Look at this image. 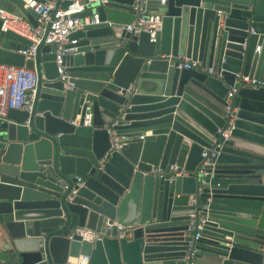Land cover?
I'll return each mask as SVG.
<instances>
[{"label":"water","instance_id":"1","mask_svg":"<svg viewBox=\"0 0 264 264\" xmlns=\"http://www.w3.org/2000/svg\"><path fill=\"white\" fill-rule=\"evenodd\" d=\"M133 2L107 0L78 14L97 12L101 22L69 36L76 52L63 57L64 79L48 44L26 59L18 50L31 41L0 30V63L37 75L31 110L9 108L0 121V264L80 256L86 264H186L199 209L193 264H261L264 85L238 80L264 82V0H147L162 16L154 40L122 27L136 17ZM22 4L0 0L35 27L36 13ZM178 55L214 73L178 68ZM112 132L124 144L107 153ZM170 164L187 174L169 179ZM107 220L132 230L117 237ZM82 226L103 238L67 237Z\"/></svg>","mask_w":264,"mask_h":264},{"label":"built area","instance_id":"2","mask_svg":"<svg viewBox=\"0 0 264 264\" xmlns=\"http://www.w3.org/2000/svg\"><path fill=\"white\" fill-rule=\"evenodd\" d=\"M66 0H23L22 7H30L36 13V23L34 27L30 24L27 18H22L12 12L0 7V30L13 31L31 41V44L25 49H19L25 58H33L37 46L40 43L48 44L51 52L54 53L55 64L60 79H64L67 74L63 57L65 55L74 54L76 47L73 46L75 39H70L69 36L84 28L86 25L99 24L101 21L97 12L90 15H78L92 7L104 4L107 0H68L67 4H63ZM166 0H159V4H164ZM147 0H134L133 9L136 11L135 19L128 24H123L122 27L131 34H138L141 31L147 32L150 40H154L155 35L162 28V16L159 12L149 10L146 7ZM260 50V45L256 46V51ZM173 64L178 67L198 68L206 70L208 73H214L211 67H201V62L190 59L186 56L173 57ZM240 85L251 87H260L264 82L255 77L248 75L239 76ZM37 86V75L34 69H28L24 66H12L0 63V121L9 108L25 109L30 111L32 108L33 94ZM237 88H232L228 91L227 96L235 94ZM91 114L87 112L84 117V125H89ZM224 135V134H223ZM140 138L142 135L139 136ZM111 145L107 153L113 150H119L124 144L118 143L117 136L110 133ZM215 154L214 149L205 150L201 153L203 160L200 164L198 172L205 173L204 166L209 164V159ZM169 179H173L176 175L187 174L182 169L177 171L175 164H170ZM151 173H158L160 176L165 175V172L159 167L151 166ZM198 191L201 190L204 184V178H199ZM192 204H196V199H192ZM205 219L200 214V209L197 213L190 215L189 228L193 232L192 238L188 241V248L185 253L186 264H193V254L195 253V240L201 236V229ZM104 226L110 228L115 226L117 229V237L128 235L132 230V226L118 223L115 220H107ZM69 239L74 237L80 241H95L101 240L103 234L88 228L86 226L75 227L68 235ZM87 257L80 256L75 261H68V264H86ZM264 264V257L261 261Z\"/></svg>","mask_w":264,"mask_h":264}]
</instances>
